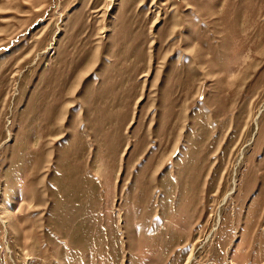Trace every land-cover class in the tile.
Returning a JSON list of instances; mask_svg holds the SVG:
<instances>
[{"label": "rangeland", "instance_id": "rangeland-1", "mask_svg": "<svg viewBox=\"0 0 264 264\" xmlns=\"http://www.w3.org/2000/svg\"><path fill=\"white\" fill-rule=\"evenodd\" d=\"M0 264H264V0H0Z\"/></svg>", "mask_w": 264, "mask_h": 264}]
</instances>
